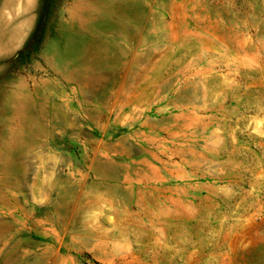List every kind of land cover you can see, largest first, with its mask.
I'll return each mask as SVG.
<instances>
[{
    "label": "rangeland",
    "instance_id": "374dc122",
    "mask_svg": "<svg viewBox=\"0 0 264 264\" xmlns=\"http://www.w3.org/2000/svg\"><path fill=\"white\" fill-rule=\"evenodd\" d=\"M0 264H264V0H0Z\"/></svg>",
    "mask_w": 264,
    "mask_h": 264
}]
</instances>
